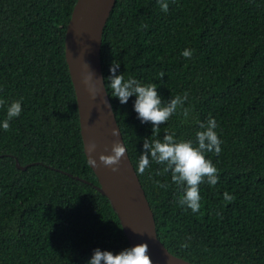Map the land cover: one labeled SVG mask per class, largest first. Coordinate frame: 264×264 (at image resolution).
Returning <instances> with one entry per match:
<instances>
[{"label": "trees", "instance_id": "16d2710c", "mask_svg": "<svg viewBox=\"0 0 264 264\" xmlns=\"http://www.w3.org/2000/svg\"><path fill=\"white\" fill-rule=\"evenodd\" d=\"M78 1L0 0V124L13 101L22 106L9 130L0 126V264H88L96 249L131 248L85 153L66 59ZM168 3L164 13L158 0H117L102 44L106 88L135 168L152 125L137 118L135 97L122 105L111 96L113 61L126 80L155 84L162 103L188 94L187 121L178 110L153 139L167 132L195 146L200 122L218 125L222 150L205 156L219 182L200 185L198 213L179 205L183 190L164 165L152 162L138 176L159 240L191 264H264V0ZM17 161L32 166L23 171ZM225 192L235 199L225 202Z\"/></svg>", "mask_w": 264, "mask_h": 264}, {"label": "water", "instance_id": "95a60500", "mask_svg": "<svg viewBox=\"0 0 264 264\" xmlns=\"http://www.w3.org/2000/svg\"><path fill=\"white\" fill-rule=\"evenodd\" d=\"M116 2L79 0L66 34V59L76 91L85 153L88 159L90 155L96 159L98 165L99 156L110 155L114 143H123L127 149L102 66L104 30ZM117 128L120 134L114 137L112 131ZM92 143L96 145V151L89 154L87 146ZM30 166L23 167L17 161L20 170L26 171ZM92 169L100 184L96 188L111 202L131 248L147 243L153 264H191L174 256L159 240L154 212L138 175H135L128 149L119 171L113 172L103 165Z\"/></svg>", "mask_w": 264, "mask_h": 264}, {"label": "clouds", "instance_id": "9594fccd", "mask_svg": "<svg viewBox=\"0 0 264 264\" xmlns=\"http://www.w3.org/2000/svg\"><path fill=\"white\" fill-rule=\"evenodd\" d=\"M162 12L167 13L169 10L168 0H158ZM181 55L184 58L191 59L193 50L185 49ZM120 64L113 61L109 71L111 75L108 77V87L111 89L112 97L117 98L120 104H127L130 97H135L133 110L137 113V118L143 124L150 123L152 125V137L145 138L143 141V152L139 156L138 164L135 168V175H143L152 162L164 165V173H171V181L173 184L182 188V195L179 198V205L186 210L190 209L192 213H198L201 208V196L199 187L202 183L207 182L211 186H215L219 182L217 168L211 160L206 159L205 153H215L219 155L221 152L222 141L219 139L215 129L218 127L217 122L213 118H209L206 122H200V131L196 133V145L193 141H177L174 134L165 132L163 139H153L159 136L160 127L164 125L173 115L178 113L187 121L191 110L185 107L188 100V94L177 95L162 103L161 97L157 92L155 84L142 85L134 78L124 77V74H117ZM159 78L165 76L164 72H160ZM90 77L85 79L87 84ZM93 98L95 93L93 91ZM4 102L0 101V105ZM21 101H13L6 110V118L3 120L2 128L7 131L10 128V121L21 115ZM119 128L113 129L112 135L118 136ZM96 145L94 143L87 146L89 154L95 153ZM127 152L123 143L116 142L112 145L110 155H100L99 165L110 168L111 171H119V167ZM88 164L92 167H98L97 160L91 155ZM157 188L167 190V183L155 181ZM234 196L224 193V201L232 202ZM192 237H186L187 241H191ZM181 249L190 247V243L182 242ZM149 253L147 243L139 244L135 247L126 249L117 255L108 251L96 249L88 264H153Z\"/></svg>", "mask_w": 264, "mask_h": 264}]
</instances>
